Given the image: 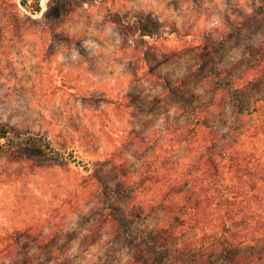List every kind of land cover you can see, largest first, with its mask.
<instances>
[{"label": "rangeland", "instance_id": "374dc122", "mask_svg": "<svg viewBox=\"0 0 264 264\" xmlns=\"http://www.w3.org/2000/svg\"><path fill=\"white\" fill-rule=\"evenodd\" d=\"M33 6L0 0V264H124L186 200L171 243L243 218L236 231L263 241L241 264H264V75L230 86L264 63V0ZM193 106L209 112L191 135ZM109 214L128 237L96 229Z\"/></svg>", "mask_w": 264, "mask_h": 264}, {"label": "trees", "instance_id": "16d2710c", "mask_svg": "<svg viewBox=\"0 0 264 264\" xmlns=\"http://www.w3.org/2000/svg\"><path fill=\"white\" fill-rule=\"evenodd\" d=\"M34 8L32 11L38 12L40 10L39 7V0H34ZM175 49H177L175 47ZM177 51V50H176ZM203 61H201L200 67L202 66ZM201 69V68H200ZM200 71V70H199ZM224 73V70L221 71ZM220 75V74H219ZM264 75V63L258 64L257 66L250 67L245 70V72L238 78L231 81L230 86L235 90H245L250 86L260 82L262 76ZM204 112V113H202ZM208 107L203 106H196L191 107L190 109V116L188 118V125L185 130L191 135L195 133V130L203 124V121L208 115ZM190 135V136H191ZM1 147V144H0ZM45 150H48L50 153L55 152L56 154H60L59 150H56L50 142L46 144L44 147ZM191 200H186V204L174 205L171 207L175 210V214H173L174 220L170 221L169 223L172 226H168L169 228L165 231L164 227H160L161 230H157L158 224L152 229L149 236H141L137 238H133V245L130 248L129 256L127 257L124 264H176L177 262L183 260L184 258H194L197 256H201L209 251L211 248H222L227 250L229 247L234 248V256L231 260L238 264L243 263L242 260H245L244 251L241 252L242 247L245 246H255L258 241H263L261 238H257L255 235L246 236L245 232H238L236 231L237 225L241 222L243 224V218L234 221V220H226L221 223L220 228L218 231L211 232L209 234H202L201 236H189L186 237L178 242L171 243L170 238L173 236L181 237L184 236V233L178 232L182 226H178L177 222H179L180 217L185 214L186 205ZM202 200H197V204ZM219 202H223L224 204L228 203V200H215ZM165 210V209H164ZM166 213V211H165ZM191 218L194 214L190 215ZM164 220V218H163ZM183 224H190L188 221L182 220ZM121 225L123 221L120 220L119 217L114 216L113 214H109V216H105L101 218L97 222V230H100L104 225L109 226L110 230L114 235H121L123 234L125 237H128L127 231H121L119 228V224ZM240 224V226H241ZM191 226H188V230L190 231ZM242 229V228H241ZM240 230V229H239ZM165 233L168 235L164 237L165 242L171 243L169 248H164L163 254L161 243L158 239L153 238L155 235L159 234L160 236H164ZM122 236V235H121ZM149 256H145L146 254ZM154 261H158L154 263Z\"/></svg>", "mask_w": 264, "mask_h": 264}]
</instances>
